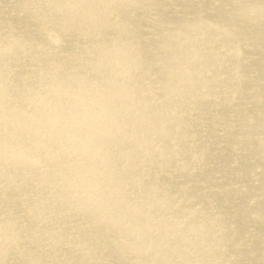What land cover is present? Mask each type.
<instances>
[{"label":"bare ground","instance_id":"1","mask_svg":"<svg viewBox=\"0 0 264 264\" xmlns=\"http://www.w3.org/2000/svg\"><path fill=\"white\" fill-rule=\"evenodd\" d=\"M0 264H264V0H0Z\"/></svg>","mask_w":264,"mask_h":264}]
</instances>
